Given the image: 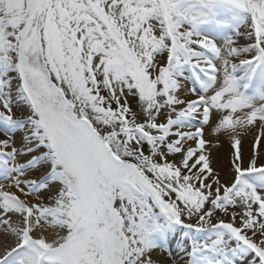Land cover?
<instances>
[{
  "label": "snow or ice",
  "instance_id": "snow-or-ice-1",
  "mask_svg": "<svg viewBox=\"0 0 264 264\" xmlns=\"http://www.w3.org/2000/svg\"><path fill=\"white\" fill-rule=\"evenodd\" d=\"M0 264H264V0H0Z\"/></svg>",
  "mask_w": 264,
  "mask_h": 264
}]
</instances>
